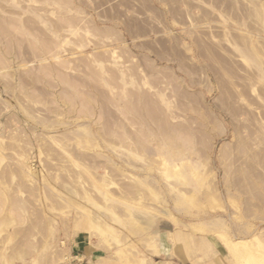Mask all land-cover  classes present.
I'll return each instance as SVG.
<instances>
[{"label":"rangeland","instance_id":"rangeland-1","mask_svg":"<svg viewBox=\"0 0 264 264\" xmlns=\"http://www.w3.org/2000/svg\"><path fill=\"white\" fill-rule=\"evenodd\" d=\"M0 264H264V0H0Z\"/></svg>","mask_w":264,"mask_h":264}]
</instances>
